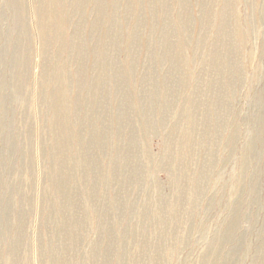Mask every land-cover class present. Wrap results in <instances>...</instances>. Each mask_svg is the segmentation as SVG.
<instances>
[{
	"label": "rangeland",
	"instance_id": "1",
	"mask_svg": "<svg viewBox=\"0 0 264 264\" xmlns=\"http://www.w3.org/2000/svg\"><path fill=\"white\" fill-rule=\"evenodd\" d=\"M0 264H264V0H0Z\"/></svg>",
	"mask_w": 264,
	"mask_h": 264
}]
</instances>
